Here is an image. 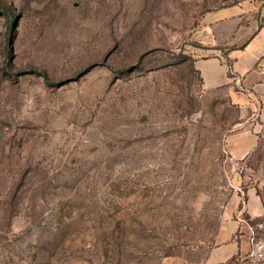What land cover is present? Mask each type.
I'll list each match as a JSON object with an SVG mask.
<instances>
[{
  "label": "rangeland",
  "instance_id": "1",
  "mask_svg": "<svg viewBox=\"0 0 264 264\" xmlns=\"http://www.w3.org/2000/svg\"><path fill=\"white\" fill-rule=\"evenodd\" d=\"M225 9L264 0H0V264H205L231 222L264 264V110L194 67Z\"/></svg>",
  "mask_w": 264,
  "mask_h": 264
},
{
  "label": "crops",
  "instance_id": "2",
  "mask_svg": "<svg viewBox=\"0 0 264 264\" xmlns=\"http://www.w3.org/2000/svg\"><path fill=\"white\" fill-rule=\"evenodd\" d=\"M241 12L232 9L206 14L202 24L211 23V54L194 58L203 89L219 88L234 104H240L245 113L264 110V16L242 23ZM209 36H205L208 38ZM215 41V42H214ZM242 147V144L240 145ZM247 212L251 216L264 213L260 199H252ZM223 229V242L217 246L205 264H222L240 250L237 240L230 238L236 223Z\"/></svg>",
  "mask_w": 264,
  "mask_h": 264
},
{
  "label": "built area",
  "instance_id": "3",
  "mask_svg": "<svg viewBox=\"0 0 264 264\" xmlns=\"http://www.w3.org/2000/svg\"><path fill=\"white\" fill-rule=\"evenodd\" d=\"M260 67H261V70H264V64H261Z\"/></svg>",
  "mask_w": 264,
  "mask_h": 264
}]
</instances>
